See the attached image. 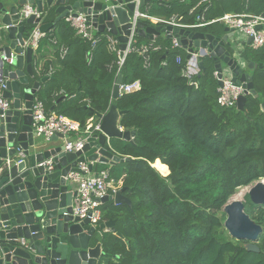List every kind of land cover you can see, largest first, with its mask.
<instances>
[{
    "label": "trees",
    "instance_id": "obj_1",
    "mask_svg": "<svg viewBox=\"0 0 264 264\" xmlns=\"http://www.w3.org/2000/svg\"><path fill=\"white\" fill-rule=\"evenodd\" d=\"M207 1L151 0L146 8L151 15L176 17L184 24L196 23L200 14L209 20L224 13L264 12V0ZM54 10H44L42 22H53ZM35 27L25 23V38ZM224 28L217 33L210 25L202 30L221 36ZM92 35L84 38L63 18L40 40L35 56L44 58L47 47L55 45L37 76L46 78L37 97L48 111L53 108L78 121L83 132L90 119L98 122L97 114L116 105L123 111L120 125L136 130L133 141L111 138V145L117 154L137 161L95 166L96 171L108 168L132 201L131 206L113 200L103 204L102 222L115 220L122 236L112 230L101 235L100 264H264V232L258 242L261 251L247 250V242L232 238L225 228L223 211L239 188L264 178V65L251 71L258 97L248 94L244 110L226 108L217 102L214 63L212 69L205 64L196 77L198 86L190 83L182 74L186 52L173 47L167 34L155 39L137 35L136 50L122 66L109 47L112 34L94 29ZM144 45L146 54L141 52ZM245 53L264 64V48L246 47ZM119 74L125 84L139 80L140 88L114 98ZM248 196L246 211L263 226L264 206Z\"/></svg>",
    "mask_w": 264,
    "mask_h": 264
},
{
    "label": "water",
    "instance_id": "obj_2",
    "mask_svg": "<svg viewBox=\"0 0 264 264\" xmlns=\"http://www.w3.org/2000/svg\"><path fill=\"white\" fill-rule=\"evenodd\" d=\"M149 1L142 0L140 9H144ZM26 5L37 7L41 12H44L45 5L55 7L57 17L53 22H42V17L31 15L26 21L16 24ZM135 10L134 0H0V18L4 25L0 29L11 40L10 44H6V35L2 36L4 45L0 51H4L8 57L12 52L16 55L14 65H7L3 70V76L7 78L4 96L12 99L13 109L5 119L0 120V264H98L104 255L99 241L101 231L110 228L122 236L116 231L115 220L104 221L96 227L90 225L89 219L81 221L71 215V204L77 190L73 189L67 176L70 171L80 170L78 166L81 162H88L89 170L94 171L95 162L114 165L137 161L134 157L117 154L111 145V138L133 141L136 130H126L120 125L123 111L112 105L107 112L97 114L101 119V131L88 136L80 151H66L64 145L52 147L50 142L58 137L64 138L62 134L51 141L37 139L32 128L31 108L41 82L36 81L29 86V77L34 76V49L26 46L24 32L26 22L39 23L40 31L47 33L68 15L84 14L96 29L108 30L117 36L120 48L125 50ZM260 27L257 26V29ZM136 32L150 39L161 33L171 38L174 35L190 52L194 50L193 45L208 47L212 51L211 58L218 78L225 72L235 84L245 83L247 87V93L239 98L237 108L245 109L248 94L258 97L251 71L264 64L250 60L241 48L252 41V36L244 41L237 38L229 27H225L224 33L217 36L212 32L172 25L154 26L143 18L138 20ZM25 63L28 74L22 72ZM200 65L204 71L203 60ZM123 83V75L119 74L113 91L114 98L121 95L120 85ZM218 84L222 82L218 80ZM23 85H26L24 89ZM261 107L264 112V102ZM21 150L23 157L19 155ZM49 161L53 168H49ZM248 187L251 201L264 206V178ZM123 190L120 188L114 194L107 195L104 203L113 200L115 204L131 206L132 201L124 195ZM230 198L223 206L227 216L225 228L232 238L246 241L247 250L260 252L258 242L264 227L247 213L243 199ZM65 212L70 214L66 215ZM23 238L25 243H21Z\"/></svg>",
    "mask_w": 264,
    "mask_h": 264
},
{
    "label": "built area",
    "instance_id": "obj_3",
    "mask_svg": "<svg viewBox=\"0 0 264 264\" xmlns=\"http://www.w3.org/2000/svg\"><path fill=\"white\" fill-rule=\"evenodd\" d=\"M136 2V10L131 18L133 22L131 28V34L125 50L120 48V41L117 36L113 34L109 36V47L112 51L116 52L119 56L118 64L123 65L127 55L136 50L137 42V22L140 18H143L148 23L153 25H172L173 27L190 29L193 31H203L202 29L207 26H214L221 24L223 27H229L234 34L240 33L241 37L236 35L240 40L247 41L249 37H253L249 44H244L241 48L245 51L246 47H250L252 50H259L264 48V15L252 14V13H224L218 17L206 20L202 14L197 16V22L194 24H184L179 22L176 17L171 19H165L151 15L148 12V8L140 9L142 0H134ZM209 2L204 0L203 3ZM200 2L197 6L201 5ZM43 12L39 11L37 7L26 5L22 10L21 18L16 22L26 21L31 15L36 18H41ZM66 20L76 29L77 33L84 38L92 39V31L96 29L92 22L84 14L78 16L68 15ZM40 24L37 23L31 36L26 39V46H31L33 49H37L39 42L46 36L45 32L40 31ZM257 26H261L257 29ZM7 28V27H6ZM108 31V30H107ZM109 32V31H108ZM205 32V31H204ZM110 33V32H109ZM173 47L183 48L186 55L189 53L190 57L186 59L185 66L182 70L183 76L190 80V83L198 86L196 77L199 76L203 69L200 65L203 57H211L212 51L208 47H194L192 52L188 47L181 45L177 38L173 35ZM3 39L0 36V49ZM57 43L56 40H54ZM66 51L64 46H60L61 55ZM148 51V46L144 45L141 49L143 54ZM16 55L12 52L11 56H6L4 51H0V120L5 119L8 116V112L13 109V101L4 96V91L7 89V78L3 76V70L7 65H14ZM177 62L182 63V57H177ZM54 69L51 68L48 74H52ZM215 77L222 82L218 86L217 102L220 106L231 108L237 107V102L242 95H246L247 87L245 83L239 85L235 84L231 77L223 72L222 76L218 78V72H214ZM140 88V81L137 80L128 84L120 85V94L131 93ZM32 115V128L37 136L41 137L44 141H51L53 137L62 134L65 136L64 147L66 151L77 152L83 149L85 141L88 136L93 132H100L101 119L98 122L89 123L85 129V134L82 135L81 125L78 121H75L65 115L57 114L55 112L48 111L44 102L38 97H35L34 104L31 108ZM71 134L78 135L77 138H70ZM19 155L23 157V151L19 152ZM49 168H53V164L49 161ZM80 170L70 171L67 178L75 185L77 195L73 198L71 204V215L80 218L81 221L89 219L90 225L99 226L102 222V206L104 204V198L110 195V190L114 192L119 188L116 186V181L111 175V171L108 168H104L98 171H90L88 162H81L78 166ZM1 202V198H0ZM69 215V212H65ZM21 243H25V239H21Z\"/></svg>",
    "mask_w": 264,
    "mask_h": 264
},
{
    "label": "crops",
    "instance_id": "obj_4",
    "mask_svg": "<svg viewBox=\"0 0 264 264\" xmlns=\"http://www.w3.org/2000/svg\"><path fill=\"white\" fill-rule=\"evenodd\" d=\"M49 8V6H47V5H45L44 6V10H47ZM145 8H146V5H145ZM144 8V10L143 11H145L146 9ZM148 8V7H147ZM51 16H53L54 17V19H53V21L55 20V18L57 17V14L55 13V10H54V13L53 14H51ZM0 26H4V25H2V23H1V18H0ZM96 30V29H95ZM1 34H3V31L0 29V36L2 37V35ZM166 34V33H165ZM157 36H155V38H156ZM154 38V39H155ZM27 39V38H26ZM54 40H56L57 41V43H58V39L57 38H55ZM8 42V43H7ZM7 42H5L6 44H10V42H11V40L9 39V40H7ZM1 43H3L2 45H4V41H2ZM53 43H55V42H53ZM57 43H55V44H57ZM65 47V46H64ZM36 50L37 49H34V55H33V67H34V76H30L29 77V86H32L33 85V83L34 82H36V81H40L41 82V85H40V87L42 86V79H39V78H37V76H38V73L40 72V68H42L43 67V64H44V62L46 61V60H50L52 57H53V52L55 51V45L53 44V45H50L49 47H47V50H46V52H45V57L44 58H39L38 56H35L36 55ZM22 72L25 74H28V72H27V64L25 63V66H24V68L22 69ZM26 85H23L22 86V88L24 89V87H25ZM40 89V88H39ZM37 92H38V90H37ZM35 97H37V93H36V95H35ZM22 102H23V104H24V102H25V100H24V98H23V96H22ZM52 112H54V111H52ZM91 120V119H90ZM95 122V120H91L89 123H94ZM83 134H85V131H83L82 132V135ZM38 138L37 139H42L41 137H39V136H37ZM78 137V135H76V134H71L70 135V138H72V139H74V138H77ZM42 141H43V139H42ZM64 143H65V137L64 138H62V137H58L57 139H55V140H52L51 142H50V145L52 146V147H55V146H60V145H64ZM96 164H102V163H98V162H95L94 163V171H96L95 170V166H96ZM107 165H111V164H107ZM122 184V182H121V180H120V185ZM116 186H117V183H116ZM122 186V185H121ZM73 189H75V185L73 184ZM110 195H112V194H114V191L113 190H110V193H109ZM109 201V200H108ZM99 241H100V239H99ZM102 250L104 251V249H103V247H102ZM101 260H102V257L100 258V260H99V262H98V264H100L101 263Z\"/></svg>",
    "mask_w": 264,
    "mask_h": 264
},
{
    "label": "rangeland",
    "instance_id": "obj_5",
    "mask_svg": "<svg viewBox=\"0 0 264 264\" xmlns=\"http://www.w3.org/2000/svg\"><path fill=\"white\" fill-rule=\"evenodd\" d=\"M220 28H222L223 29V26L221 25V24H216V25H214V32L215 33H217L218 32V30L220 31ZM236 35H238V36H240L241 37V34L240 33H236ZM202 60L204 61V63L206 64V66H208L209 68H213L212 67V58L211 57H203L202 58ZM168 174H170V169H169V173ZM249 186V185H248ZM245 188H246V186H244ZM244 187H241V188H239L235 193H239V192H241L243 189H245ZM247 189V188H246ZM249 194V193H248ZM248 196V195H247ZM247 196H245V198L247 197ZM233 197H234V195H232L231 196V198H230V200H232L233 199ZM249 197V196H248ZM249 202L247 201V202H245V204H246V207H247V204H248ZM263 227H264V225H263ZM111 229L109 228V229H105V230H102L101 231V233L103 234L104 232H108V231H110ZM101 238V236H99V239Z\"/></svg>",
    "mask_w": 264,
    "mask_h": 264
},
{
    "label": "bare ground",
    "instance_id": "obj_6",
    "mask_svg": "<svg viewBox=\"0 0 264 264\" xmlns=\"http://www.w3.org/2000/svg\"><path fill=\"white\" fill-rule=\"evenodd\" d=\"M244 188H245V187H244ZM246 188H247V189H246ZM246 188L243 189V190H242L241 192H239V193H234V194H233V195H234L233 198L243 199V200L246 202L247 200H246L245 196H247L248 193H249V187L246 186Z\"/></svg>",
    "mask_w": 264,
    "mask_h": 264
}]
</instances>
